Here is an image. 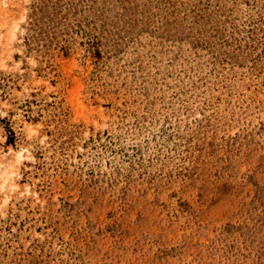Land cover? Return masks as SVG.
<instances>
[{
  "label": "rangeland",
  "instance_id": "rangeland-1",
  "mask_svg": "<svg viewBox=\"0 0 264 264\" xmlns=\"http://www.w3.org/2000/svg\"><path fill=\"white\" fill-rule=\"evenodd\" d=\"M0 264H264V0H0Z\"/></svg>",
  "mask_w": 264,
  "mask_h": 264
}]
</instances>
